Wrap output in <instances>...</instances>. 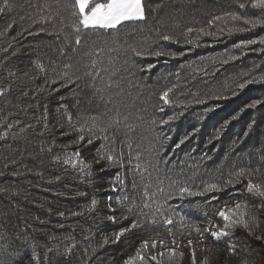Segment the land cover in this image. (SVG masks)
<instances>
[{
  "label": "trees",
  "instance_id": "16d2710c",
  "mask_svg": "<svg viewBox=\"0 0 264 264\" xmlns=\"http://www.w3.org/2000/svg\"><path fill=\"white\" fill-rule=\"evenodd\" d=\"M73 2L9 0L4 6L0 0V264H35L33 252L43 264L49 249L50 264H123L156 232L171 246L164 217L173 219L184 252L176 264H191L188 239L197 264L205 258L208 264H264V238H257L264 237V210H258L260 198L245 193L247 177L223 192L175 194L184 186L223 185L239 168H259L251 178L264 183V103L246 107L264 102V25L208 23L228 12L264 18L260 10L251 0H143V20L77 32ZM238 27L248 30L229 34ZM250 80L256 82L238 88ZM170 88L164 103L161 93ZM81 135L84 141L76 143ZM108 154L118 159L101 158ZM68 159L91 167L82 170ZM236 200L254 206L260 226L252 233L236 227L203 245L195 243V232L181 238V219L204 227L211 217L222 226L215 213ZM154 213L156 224L150 223ZM133 220L142 226L113 242ZM104 237L109 243L99 247Z\"/></svg>",
  "mask_w": 264,
  "mask_h": 264
},
{
  "label": "snow or ice",
  "instance_id": "6c2138e0",
  "mask_svg": "<svg viewBox=\"0 0 264 264\" xmlns=\"http://www.w3.org/2000/svg\"><path fill=\"white\" fill-rule=\"evenodd\" d=\"M4 6H7L9 4V0H3ZM0 6V13H3L5 11V7ZM72 9V16L76 18L77 23L73 25V27L76 29L77 32L83 29H90V28H102V29H114L117 27V25H120L123 21L128 20H143L145 18V5L143 0H103V2H100V0H74V2L70 5ZM246 5L244 3L239 4V8L244 9ZM251 7L253 9L260 10L262 17H264V0H251ZM230 19L232 21H242L245 25L250 26L251 28H256L258 25H264V18H248L241 16L235 12H228L225 13L223 16H214L212 20H210L208 23L211 25L215 23L216 21H222ZM8 27H11V24L8 25ZM248 28L244 27H238V28H230L229 34L232 32H243L247 31ZM188 32H192L193 29L189 28L187 30ZM196 31L203 33L204 35H213L211 32L205 31L204 28L197 29ZM3 33H0L2 35ZM162 40L169 41L173 38L169 35H163L161 37ZM76 43H80V37L77 36ZM186 43H193L191 40H186ZM248 44H254L256 43L255 40L247 41ZM260 43L264 44V37L260 39ZM239 47V45H238ZM136 56L142 55L141 52L135 51L134 53ZM162 53L156 52L153 53V55H161ZM171 55H176V53H171ZM180 55H183V53H180ZM232 59H235V57H232ZM151 67V66H150ZM261 79H264L262 77ZM256 81H246L245 83H241L238 85V88L243 89L245 88L246 84H251ZM54 83V82H53ZM43 89H41L42 91ZM0 91H4L3 89H0ZM172 91V89H168L161 93V100L164 101V103H170L169 101V93ZM233 95H236L235 92H233ZM264 103L260 100H254L251 104L247 105L248 108H255L258 104ZM162 110V109H161ZM244 109H241L243 111ZM239 113H237V116ZM71 117H69L70 119ZM237 117H233V119H236ZM93 121H95L97 118L93 117ZM174 119V117H169V120ZM113 123H118V121H113ZM162 123H168V121H162ZM227 123V121L225 122ZM9 127H11L9 125ZM251 127V126H249ZM104 131V129H102ZM247 135V133H246ZM107 139V137H104ZM84 136H79L76 143H79L81 141H84ZM184 139H187L185 137ZM88 143L91 144L92 140H88ZM184 143V140L180 141V144ZM179 147V144L177 145ZM73 156L79 158L80 153L79 151L73 153ZM101 158L106 159L107 161H114L118 158H114L113 155L108 154L106 157L102 156ZM56 159H59L56 157ZM65 163H72L76 164L79 163L82 165V170L84 168H89V164H85L83 160H73L68 159L64 161ZM98 162V161H97ZM120 163H123L122 160H120ZM140 165L137 164L136 168H139ZM103 171V169H102ZM3 173H0L2 175ZM261 170L259 168L256 169H245V168H239L234 173L230 174L229 178L223 182V185L219 183H208L205 184L201 190L193 191L190 187L184 186L180 187L177 192L175 193L178 195L181 199L188 197H194V196H206L209 193H215V192H223L227 190L230 186H234L236 183H239L242 178L247 177V185L245 189V193L251 196H255L261 199L262 203L259 205L258 210H264V183H254L252 180L253 175H260ZM118 180L120 179L119 173H117ZM59 179V178H57ZM135 186V185H134ZM115 187V185H113ZM126 199V198H125ZM92 205L94 206L97 202L95 199L92 200ZM111 207V206H109ZM144 208H149L150 205L148 203H145L143 205ZM253 205H250L247 200H236L232 206H228V204H225L224 207H222L220 210H218L215 215L220 217L223 221L222 226L219 224H216L213 222V219L209 217L208 223L206 226L201 227L199 225H191L186 226L183 223V219H181L180 227V236L183 239L184 235H191L192 232H195L199 239L195 242L198 245H203L205 241L210 237L213 241H219L222 237L229 236L231 232L236 227H242L246 230H248L249 233H252L255 228H258L260 226V220L257 215H254L251 211L253 208ZM131 211V209H129ZM141 212L143 213V209H141ZM60 215H63V213H60ZM207 216L208 214L205 213ZM109 220L115 222L116 217L115 216H109ZM124 219H127V216L124 217ZM150 223L156 224V216L155 213L153 214ZM162 225L164 226L166 230V236L171 238V246H169V243H166L164 235H162L160 232H156L152 237H149V239L141 241L140 245L136 248L134 255L129 256L126 260L123 261V264H152V262H155V264H176L177 258H183L184 252L179 251L178 249L181 247V245L177 242L175 236L176 234L173 231L172 225L174 224V221L171 217H164L162 221H160ZM136 220H133L128 228H122L119 232H116L113 237L112 241L116 242L119 241L120 238L127 232L131 231L132 229L141 227ZM258 239H262L264 237H257ZM87 239V238H86ZM109 243V238L104 237L103 242L99 247H103L105 244ZM160 247L161 251H154L157 249V247ZM190 250L191 253V264H197L196 261V247L194 246V241L192 239H188L186 245H184ZM210 250V248L206 249ZM236 246L235 245H229V252L235 253L236 252ZM51 249L48 250L50 252ZM97 251L96 247H92V252L95 253ZM48 252L44 253V259L43 264H50ZM72 252V248L66 249V255H70ZM84 255L85 257L88 256V248H84ZM32 260L35 262V264H41V259L39 254L33 252L32 254ZM5 264H7V261H5ZM82 264H88L87 260H84ZM202 264H208L207 258L202 262ZM247 264V262H245Z\"/></svg>",
  "mask_w": 264,
  "mask_h": 264
}]
</instances>
